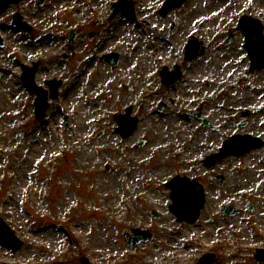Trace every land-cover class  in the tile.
I'll use <instances>...</instances> for the list:
<instances>
[{"label":"rangeland","instance_id":"obj_1","mask_svg":"<svg viewBox=\"0 0 264 264\" xmlns=\"http://www.w3.org/2000/svg\"><path fill=\"white\" fill-rule=\"evenodd\" d=\"M117 1L19 0L0 10V216L24 241L16 253L0 245V264H78L82 255L92 264H192L206 252L216 254L213 264H264L255 258L264 248V145L202 164L233 135L264 141V70L249 72L236 30L242 15L264 23V0H188L165 18L155 14L165 0H134L133 21L144 22L151 36L155 28L152 44L123 14L108 21ZM15 13L34 31L16 29ZM75 28L79 41L69 46ZM190 34L206 51L188 62L183 45ZM107 52L119 53L116 67L100 61ZM153 57L181 66L174 88L161 87ZM32 61H40L39 85L63 81L43 120H36L35 95L21 78L22 65ZM149 91L165 97L163 116L153 112L159 96L136 106ZM130 105L139 125L123 139L114 114ZM191 110L220 132L204 128ZM178 174L205 188L196 224L177 221L169 209L166 183ZM226 204L240 213L225 216ZM133 228L153 238L130 247L124 232L133 236Z\"/></svg>","mask_w":264,"mask_h":264},{"label":"water","instance_id":"obj_2","mask_svg":"<svg viewBox=\"0 0 264 264\" xmlns=\"http://www.w3.org/2000/svg\"><path fill=\"white\" fill-rule=\"evenodd\" d=\"M185 0H169L168 4L170 2H173V6H180ZM6 0L4 1V3ZM2 6V5H1ZM171 6V7H173ZM16 22L20 24V17H15ZM251 22L255 23L257 26L259 24L258 21L254 22L251 18H243L240 24V28L244 31L246 38H247V45L246 47L249 49V54L252 59V70L257 68H263L264 67V46H261L260 43L264 44V37L261 36L262 34V28H259L255 31V27H251ZM23 25V24H22ZM257 32V40L253 41L251 38L253 34ZM262 54V57L258 59V55ZM32 73L34 71L31 70ZM28 84H30L28 82ZM134 129V125L125 132L126 135H129L132 133ZM240 138L241 141L238 143V140H236V145L239 144V148L233 147L235 145V142H226L225 147L222 149L221 155H218L215 157V161H217L221 157H225L231 153L234 154H244L248 152L251 149L260 147L263 145V142L259 139H253L249 137H235L232 140ZM172 189V199L174 201V205L171 207V210L177 215L178 219L183 221L187 220L188 222H195L198 220L200 211L203 209L205 204V195L204 190L202 186H198V190H196V185L189 181L188 178H182V177H176L169 185ZM0 224L2 227V231H0V239L7 238V241L5 242L12 243L15 246H20L19 241L13 236V232L10 231V229L3 224V222L0 219ZM139 233V232H137ZM141 234V233H140ZM144 237H146L145 233L143 234ZM10 239L8 240V238ZM143 238V237H142ZM142 238L137 239L136 243L139 242ZM146 239V238H143ZM258 258L262 259L264 258L263 255L259 254ZM212 257H209L207 261L199 263V264H208L211 261ZM84 264H89V261L87 259H83Z\"/></svg>","mask_w":264,"mask_h":264},{"label":"bare ground","instance_id":"obj_3","mask_svg":"<svg viewBox=\"0 0 264 264\" xmlns=\"http://www.w3.org/2000/svg\"><path fill=\"white\" fill-rule=\"evenodd\" d=\"M126 31V30H125ZM138 55H139V57L141 58V57H143L141 54H139L138 53ZM143 65H145V63H142ZM142 72V70L140 69V71H139V73H141Z\"/></svg>","mask_w":264,"mask_h":264},{"label":"flooded vegetation","instance_id":"obj_4","mask_svg":"<svg viewBox=\"0 0 264 264\" xmlns=\"http://www.w3.org/2000/svg\"><path fill=\"white\" fill-rule=\"evenodd\" d=\"M139 102H140V103H142V102H143V99H142V97L139 99Z\"/></svg>","mask_w":264,"mask_h":264}]
</instances>
